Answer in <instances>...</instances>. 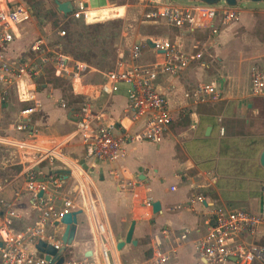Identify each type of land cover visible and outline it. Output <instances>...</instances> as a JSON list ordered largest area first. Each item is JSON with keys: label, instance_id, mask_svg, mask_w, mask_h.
Here are the masks:
<instances>
[{"label": "crops", "instance_id": "1", "mask_svg": "<svg viewBox=\"0 0 264 264\" xmlns=\"http://www.w3.org/2000/svg\"><path fill=\"white\" fill-rule=\"evenodd\" d=\"M53 1L54 8L62 19L72 16L73 11L64 14ZM85 1L90 9L120 3L117 0H106V6L91 7V0ZM18 5H24L23 0H0V9ZM194 5L196 4L188 6ZM33 17L31 15L30 21L13 29L15 40L5 49H0V63L28 61L32 60L33 55L39 57L30 51V45L33 37L43 33V25L36 20L37 17ZM154 20L165 22L177 29L180 35L174 41L167 36L150 38H167L183 51L196 53L195 50L184 48L179 40L185 39L187 31L195 33L206 30L205 28H178L163 19ZM218 20L220 19L215 21V25ZM54 33V30L48 29L46 35ZM146 39L142 38L141 42ZM195 39L193 37L192 40ZM147 46L144 56L138 62L160 60L158 50ZM48 48L52 49L50 44ZM68 55L88 64V69L80 78L75 79L69 73L60 74L67 75L65 77L71 80L74 94L83 96L86 103H91L96 110L104 111V122L115 123L118 134L125 130L132 133L140 130L142 123H134L126 115L128 86L119 83L118 90L113 95L106 94L102 90V84L111 69L103 71L87 60ZM10 57L14 59L7 60ZM200 61L201 59L195 60L180 73L164 76L158 81V89L168 98L174 117L165 140L161 144H155L135 139L127 143L124 155L112 162L85 159L84 145L78 137L66 142L76 127L81 108L67 107L56 88L51 87L50 90L45 85L44 90H38L34 80L37 75H27L23 80L10 84L0 80V135L26 138L45 145L64 142L63 151L67 164L56 161L53 165L48 162L42 165L48 175L52 173L64 179L62 187L57 189L58 195L75 201L78 209L82 210L78 215L75 241L67 248L64 256L71 248L77 255L72 258L89 256L97 264H104L95 235L97 218L108 230L113 242V258L117 264H124V259L133 256H138V261L134 264L148 259L152 254L156 234L161 236L164 249L171 252V264H209L197 252V244L208 233L214 210L225 207L244 208L255 214L261 212L264 205V166L260 159L264 151V130L258 132L253 129L252 118L261 113L257 104L260 103L258 100L264 99V95L256 96L252 91L245 96L240 92H229L225 79H220L218 87L221 92L217 102L195 104L189 101L182 87L187 79L194 76L198 78L201 69L196 66H199L198 63L203 67L207 64ZM52 65L56 72L55 65ZM87 72H99L100 76L91 80L92 77L88 78ZM56 74L59 75L57 72ZM35 100L38 101L37 106H33ZM217 104L223 105V108H218ZM24 105L35 107L34 112L23 117L22 110L28 108H21ZM23 119L28 129L19 131L16 126ZM0 147L14 152L6 162L10 166H6L10 172L15 173L11 181L23 184L34 153L7 144H0ZM77 165L79 170L75 169ZM82 181L87 184V192L82 188ZM13 182L8 183L0 193V198L7 202H13L15 191L20 189ZM198 196H203L205 201H199ZM148 199L153 203H161L158 213L154 212L153 206L146 205L145 201ZM90 202H93L94 208H91ZM59 203L62 204V200ZM17 204L15 206L21 216L14 229H21L37 220L39 212L32 207L28 195ZM2 218L0 216V224ZM134 220L136 225L133 238L138 243H127L119 250L118 242L125 239ZM186 229L189 231L187 238L182 239ZM47 230L59 238L62 237L65 226L55 223L53 226L48 225ZM251 239L254 238L246 237L248 241ZM259 240L264 243L263 237ZM88 251H92V254L86 255ZM235 262L232 259L230 264Z\"/></svg>", "mask_w": 264, "mask_h": 264}, {"label": "built area", "instance_id": "2", "mask_svg": "<svg viewBox=\"0 0 264 264\" xmlns=\"http://www.w3.org/2000/svg\"><path fill=\"white\" fill-rule=\"evenodd\" d=\"M72 17L84 19L88 23V13L91 10L85 0H72ZM151 11L147 16L151 19H163L168 24L193 29L215 28V21L223 14L224 21L236 19L237 13L232 6L212 5L207 3L194 6L180 5L168 0H149ZM31 11L25 5L0 9V49H5L15 40L13 29L31 20ZM156 50L164 51L160 60L138 62L144 56L146 41L136 43L130 51V58L121 55L117 65L107 72L102 90L113 95L118 90L119 83L128 86L126 107L127 117L134 123L141 122V129L135 133L122 131L118 134L115 123L104 122V111L96 110L91 103H85L79 112L75 129L69 134L66 142L75 137L80 138L84 145L85 159L95 161H116L126 151L128 142L135 139L161 144L169 131L174 117L166 95L159 91L158 81L167 75H176L202 57V53H187L180 46L167 38L153 37ZM30 51L39 56L44 64H54L59 74L69 73L73 78H80L88 69V64L74 60L68 54L48 48L43 39H37L30 45ZM72 63V64H71ZM39 70L33 65V60L0 63V80L10 84L21 81L25 76L38 75ZM252 93L256 96L264 95V71L255 69L252 74ZM221 90L218 82L198 83L187 91V98H194L196 102L207 99H219ZM34 98V96H31ZM38 102V101H37ZM38 104V103H37ZM35 107L22 110L23 117L33 113ZM19 131L28 129L24 119L16 126ZM222 131H224L222 129ZM0 144L17 147L25 152L34 153V158L28 165L23 187L15 191L13 202L0 198V264H52L44 253L37 248V243L43 239L60 249L61 237L56 238L47 230L48 225H54L65 214L79 210L75 201L68 197H61L57 189L61 188L64 179L57 177L42 167L44 162L53 165L56 161L67 164L63 151L64 142H53L45 145L26 138L6 137L0 135ZM75 166V165H74ZM79 170V166L75 167ZM53 186V187H52ZM82 188L87 192V184L82 181ZM5 186L0 183V193ZM56 189V190H55ZM43 192V195L40 193ZM264 193V187H263ZM28 195L32 207L39 215L35 222L21 229H14L21 214L15 205L21 203ZM199 201H205L198 196ZM62 200V204L59 202ZM90 202L91 208H94ZM149 207L153 206L151 199L145 201ZM188 229L182 234L187 238ZM95 235L99 241L100 253L104 264H117L113 258V242L104 223L95 218ZM245 235V237H243ZM246 237L254 239L246 240ZM264 205L259 214L244 208L228 209L218 207L214 210L208 233L197 244V252L209 264H264ZM259 238V239H258ZM163 240L159 234L154 235L152 254L148 259L138 264H171V252L164 249ZM113 259V263H112ZM62 264H97L89 256L71 258Z\"/></svg>", "mask_w": 264, "mask_h": 264}, {"label": "rangeland", "instance_id": "3", "mask_svg": "<svg viewBox=\"0 0 264 264\" xmlns=\"http://www.w3.org/2000/svg\"><path fill=\"white\" fill-rule=\"evenodd\" d=\"M117 1L120 3L91 9L87 23L84 19L72 16L66 20L62 19L54 8L53 0H23V4L43 25V33L33 37L31 43L37 39H43L46 43L48 42L47 45L50 44L53 50L87 60L97 65L100 70L106 71L117 65L118 60H121V55H124L126 60L130 58V51L137 39L167 36L172 41L178 40L177 35H180V32L177 29L168 26L163 21L156 22L147 16L151 11L149 0ZM168 1L180 5L202 4L195 2L197 0ZM106 3V0H91L90 6H106ZM220 4H223V1ZM232 9L237 13L236 19L223 22L222 14L215 28L198 30L195 33L187 31L184 35L185 39L179 40V44L187 50L202 53L200 62L207 63L204 67L198 63L199 66L196 67L201 69L198 78L194 76L185 81L182 87L184 94L198 83L207 84L225 79L229 92L249 95L252 91L253 71L255 69L264 71V0H238V4L232 6ZM48 29L54 30L55 33L46 35ZM193 37L196 39L192 40ZM57 45L60 47H56ZM31 57L33 65L40 70V74L34 77L38 90H44L45 85L48 89L56 88L67 107L81 108L86 103L87 100L83 96L74 94L71 80L65 77L67 75L60 76L56 74L52 64H44L41 58L35 55ZM13 59L10 57L7 60L12 61ZM86 74L88 78L92 77L91 80H96L100 76L99 72L91 74L87 72ZM84 79L87 80L86 77ZM187 99L195 104H210L219 100L211 98L204 102H196L194 98ZM258 101L260 103L257 106L261 109V113L252 118V127L260 132L264 130V99ZM37 103L35 100L33 106H37ZM26 107L28 105L21 108ZM217 107L223 108V105L217 104ZM4 149L6 148L0 147V183L7 187L8 183L13 182L11 181L14 178L12 175L15 173L8 170L10 163L6 162L14 152ZM13 184L20 189L23 187L19 181ZM72 253V249L69 248L65 258L69 260L77 256ZM137 257L124 259L123 263L134 264L138 261Z\"/></svg>", "mask_w": 264, "mask_h": 264}, {"label": "water", "instance_id": "4", "mask_svg": "<svg viewBox=\"0 0 264 264\" xmlns=\"http://www.w3.org/2000/svg\"><path fill=\"white\" fill-rule=\"evenodd\" d=\"M203 3L212 4V5H230V6H236L238 4V0H198ZM221 1H223V4H220ZM254 1H261V0H254ZM55 3L57 4V8L60 12H63L64 14H69L73 11V2L71 0L61 1V0H55ZM146 43L151 48H156V44L153 42L152 38H147ZM141 43V40L138 41V44ZM160 53L164 52L162 50L159 51ZM223 85V84H222ZM261 164L264 166V151L261 155ZM43 195V192L40 193ZM153 209L155 213H158L161 210V203L159 201H156L153 203ZM82 212V210H75L70 213H67L64 215V217L57 221V224H62L65 226V230L62 234L61 240H62V246L60 249L55 248V246L43 239H40L37 243V248L45 254L46 259L51 261L52 264H62L65 261V251L69 246H71L76 237L77 233V224H78V215ZM135 225L136 221H132L130 228L127 232V235L125 239H120L118 242V249L121 250L125 244L127 243H133L134 245H137V240H135L134 237V231H135ZM92 251H88L86 255H91ZM206 262V260H204Z\"/></svg>", "mask_w": 264, "mask_h": 264}, {"label": "trees", "instance_id": "5", "mask_svg": "<svg viewBox=\"0 0 264 264\" xmlns=\"http://www.w3.org/2000/svg\"><path fill=\"white\" fill-rule=\"evenodd\" d=\"M148 47V46H147Z\"/></svg>", "mask_w": 264, "mask_h": 264}]
</instances>
